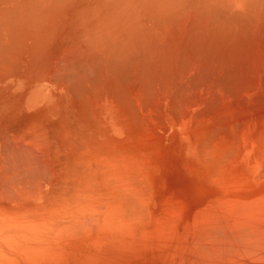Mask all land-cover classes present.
Masks as SVG:
<instances>
[{
  "label": "bare ground",
  "instance_id": "obj_1",
  "mask_svg": "<svg viewBox=\"0 0 264 264\" xmlns=\"http://www.w3.org/2000/svg\"><path fill=\"white\" fill-rule=\"evenodd\" d=\"M260 29L262 33H258ZM263 30L264 0H198V2L197 0H0V264H66L68 262L66 258L76 253L75 248L84 246L83 227L86 226L84 224L93 222L87 214L84 215L83 206L90 203L98 204L102 201V199L95 201L93 196L107 199L109 207L115 208L112 212L116 213L124 211H121V208L125 206V202L119 203L118 198L127 199L130 195L135 197L132 191L130 195L127 192H123L122 195L118 193L120 197L114 196L116 198L114 201L108 200L117 193V190L120 193L125 191L124 189L128 190V184H132L130 176H133L132 172L126 175L127 173L122 174L125 172L121 170V173L114 171L118 166L110 155L118 153L121 157L122 169L134 164V167L141 171L139 165L145 164L141 158L143 155L135 150V141L131 138L136 130L139 132L141 129L139 125H142V119H140L142 116L137 114L136 110L139 106H137L138 102L134 105L136 100L132 99L133 93L137 97L141 95V98H138L139 101L143 99L146 101L147 98L151 96L154 98L163 92L165 96L171 95V100L175 99L178 105L182 102L179 99H185L184 96L186 100H189L185 94H187V88L190 90L192 85L197 84V89L203 86L209 87V92L207 91L209 95L210 93L215 95L220 91L225 93L224 88L228 94L232 95L225 103L229 105L228 101L231 100L229 106L231 109L236 107L239 112V110L242 111L241 107L245 106L244 99L249 101L243 92L256 90L260 97H256L257 99L254 97L256 107L253 108H256V111L260 109L258 107H262L264 112L262 106L264 101H261L264 96V82L263 77H259L260 74L257 73L259 69L261 72L263 71L261 69H264L261 68V66L264 67V54L263 56L260 54L261 50L257 56L263 58L255 59L253 56L261 43L256 46L257 50H254L256 47L252 49L253 54L250 52V48L261 40L257 36L259 41L257 40L258 42L254 44L250 42V39L255 41L256 34L264 36ZM188 51L195 54V60H192L198 64L197 66L195 64L197 70L190 61L192 56L189 57V62L180 57H188L189 55L186 56L189 54ZM245 53H250L253 57L250 58L249 55L248 58ZM196 57H203V60ZM197 60H201L200 63ZM201 62H205V65L200 66ZM190 64L194 66V70L191 69L193 66L190 67ZM252 70L255 75L252 73L249 77L248 73L253 72ZM246 71L248 73L245 74ZM255 86L257 88L254 89ZM207 88L205 91L202 90L206 92ZM215 88L222 90L218 92ZM222 93H219L220 97L223 96ZM103 94H109V97H113L111 99L117 102L114 103L108 97V104L103 98L104 102L98 103ZM127 95H131L132 98ZM209 95L206 97L209 98L208 101L213 99ZM220 97H217L218 100L221 99ZM129 99L133 100L134 108ZM171 100L169 102L175 109L177 106L175 107V103L173 104ZM202 100L201 102L204 103L206 99ZM214 100L217 99L214 98ZM221 100L225 101V99ZM221 100L220 106L223 104ZM210 101L207 104L205 101L204 106L205 104L210 106V103L214 102ZM198 102L200 104V101ZM260 103L262 105L258 106L257 104ZM143 104L147 106L148 101ZM106 105L112 114L104 110ZM215 105L217 106L213 105L214 108L218 107L219 102ZM142 106L146 111V108L152 105ZM113 108L118 110L126 108L127 111L124 110L128 113H125L128 118L130 116L128 111H131L132 116V110H134L133 114H137L138 117L136 115L133 117L140 120L141 124L138 125V121L136 122L130 116V122L135 121L132 125L136 128L132 132L130 126V128L126 127L128 124L126 121L129 120H125L121 110L118 113V110ZM172 108L170 112L174 113ZM234 108L231 113L234 111L235 114L237 111ZM243 108L247 110V106ZM177 109H175L176 112ZM260 112L259 116L257 115L259 118L256 116L257 112L255 113L257 117L255 121L258 120L257 123L255 122L256 127L259 128L258 125L264 123L262 120L264 113L262 112L263 115H261ZM243 113L240 112V115ZM249 115L245 120H248ZM218 116L214 119L217 120ZM234 116L233 120L236 117ZM236 118L229 123H233L229 127H234L232 134L236 131L237 135L238 128L241 131L243 124ZM259 119L263 121L261 124ZM144 120L148 121V119ZM176 120L175 123H179V120ZM248 121H246L247 124ZM144 127L142 129L150 133V126ZM262 127L264 129V125ZM250 128L249 123L247 129L239 133L242 138L239 139V135V138L233 135L232 141L229 137L232 130L228 129L230 140L226 139L232 144L237 142L238 145L237 148L229 145L234 148H231L232 153L237 152L236 157L226 152L234 159L232 161L230 157L231 163L223 161L225 164L223 166L230 164L229 168H224V173L231 175V181H228L227 187L221 186L223 189L231 187L230 191L240 190L239 188H242L244 184L250 185L252 189H262L264 185V179L260 182L256 172L259 167L264 166V154L260 155L259 152L252 151L251 142L253 141L247 132ZM261 129H259L260 132H263ZM145 131L142 135L148 133ZM259 135L261 133L258 132L255 136L259 138ZM255 136L254 141L257 138ZM106 137L108 139H105ZM140 138L136 140L137 143L140 140L142 143L143 138ZM259 139L257 143H260ZM261 139H264L263 135ZM144 140L147 139L144 138ZM209 140L211 139H208L203 149L210 147L208 144L210 145L212 141L209 142ZM228 142L225 143L228 145ZM141 143L139 144L143 146ZM263 145L264 143L260 144V150L263 149ZM211 146L214 148L215 144ZM212 147L207 151L214 155L217 148L210 152ZM260 153H264V150ZM206 157L210 159L211 156ZM219 157L218 164L223 159L222 156ZM226 157L229 159L227 155ZM246 161L248 164H245ZM140 162L142 164H139ZM102 163L108 166L107 170L105 167V169L102 168ZM217 167L215 169L219 168ZM248 168L250 171L246 170ZM217 173L223 179L222 171L221 174L220 171ZM119 174L124 176L123 180H120ZM139 175L138 177H143L140 172ZM139 180L137 183L142 182ZM120 182L122 184L124 182L126 187L123 184V188ZM145 183L148 186L146 187L152 191L147 174ZM119 186L123 189H119ZM88 188L90 191L86 194L87 196H84L83 193ZM69 189L71 193L68 192ZM143 190L141 188V191ZM80 196L84 201L86 199L84 204L71 205L73 203L71 201L75 198L77 201ZM139 196L138 194L135 198ZM133 197L127 200L128 206L133 207L127 210L131 214L135 205L137 210L139 205H143L136 204L143 198L137 201ZM144 199L148 200V198ZM75 200L74 203H77ZM101 208H104L103 205ZM108 214L114 215L111 212ZM140 214L142 215V211ZM84 216L88 217V220L83 219ZM94 216L91 219H94ZM100 216H96V221ZM133 218L131 221H135ZM101 219H98V225L101 224ZM104 220L102 219V222ZM107 222L104 221L106 225ZM95 225H97L96 222ZM115 226L107 225L101 229L104 231ZM73 249L75 251L71 253Z\"/></svg>",
  "mask_w": 264,
  "mask_h": 264
},
{
  "label": "rangeland",
  "instance_id": "obj_2",
  "mask_svg": "<svg viewBox=\"0 0 264 264\" xmlns=\"http://www.w3.org/2000/svg\"><path fill=\"white\" fill-rule=\"evenodd\" d=\"M184 1H188V0H184ZM197 2H198V0H197ZM261 30L262 29H260L258 33H262ZM263 33H264V30H263ZM257 36H258V39H261L260 40L261 42L257 39ZM260 36H263V35L260 34ZM260 36H259V34H256V40H255L256 42L254 41V39H250V42L254 43V44L259 41L257 44H255L254 47L250 46L251 47L250 52L252 54H253L254 50H257L256 46H258L259 43H261L258 46L257 52H255V54H253V56H255L254 57L255 59L259 58V57L263 58L261 56H259V57L257 56L258 55L257 53L260 52L261 50L262 51L260 52V54L262 56L264 54V52H263L264 51V48H263L264 41L262 43V40H264L262 38H264V36L263 37H260ZM253 48H255V49L252 52ZM259 48H260V50H259ZM188 52H189V54H186V56L189 55L188 57H185V56L184 57L180 56V57H182L184 60L186 59V61L189 62L188 61V60H190L189 57L192 56L190 61L193 63L194 66H195V64L197 66L198 64L192 60V59H194L195 54H192L191 51H188ZM245 54H243L244 58H245ZM246 55H247L246 57H248L250 55V58L252 56L250 53L249 54L247 53ZM197 58L198 57H196V59ZM202 58L199 57L198 59H202ZM236 58H238V56ZM200 61H198V62L200 63ZM204 63L201 62L202 65H200V66H203ZM193 65L190 64V67H192ZM194 66L191 69L194 70ZM196 66H195V68H196ZM261 68H264V67L261 66ZM196 70H197V68H196ZM261 70L264 71V69H261ZM260 72L261 71L259 69L257 73L260 74L259 77L260 76L263 77L262 80L264 82V76H263L264 72L263 73L262 72L260 73ZM246 73H248V72L246 71L245 74ZM252 73L254 74L255 72L253 71V72L248 73V76L252 75ZM257 81H258V79H257ZM196 85L197 84H195V86L192 85V87H190L191 88L190 90H189V88H187V92H186L187 94H185V95L187 96V99H189V100H186V97L184 96L183 98H185V99H179V100H182V102H180V103L178 102L179 103L178 105L175 103L174 98H173L174 100H171L172 99L171 95L165 96L164 94H162L163 92L159 93V96H155V94H154V96H155L154 98H153V96H151L150 98H152V99L150 102L153 101L151 104H149L150 98L149 99L147 98L148 100L146 99V101L144 99H143L144 101L141 100L144 103L148 101V105H152L151 107L148 105H147L148 106L147 107L146 104H143V102L141 103V101L138 100V98L141 95L137 97L136 94L133 93L132 94L133 98L131 95H127L128 97H131L133 100L135 98L136 101L134 102V105L137 102H138L137 106L139 105L136 108V110L138 112L137 111L136 112H137V114L142 116V118L140 116L139 117H140V119H142L141 123H142V125L144 124L143 126L139 125V124H141V123H139L140 120L138 121V120H136V118L133 117L135 115H136V117H138L137 114H135V115L133 114V113H135L134 110H132V116L130 114L131 111H128L129 115L131 117H133L136 120V122L138 121L137 124L140 126V127L139 126L138 127L141 128V129H139V132H137L138 130H136V128L133 127L134 125H132V123L135 121H133L132 123L130 122L131 119H129L130 116L128 118V115H127L128 113L126 112L127 111L126 108H124L126 111L124 109H121V108L119 110L113 108L114 110H118L117 111L118 113L121 110V114H123L125 116V120H129V121H126L128 123L126 126L127 128L131 127L130 130H132V132H134V130H136V132L133 134V136L131 138L133 141H135V150L138 152H141L140 154L144 156V158H143V156L141 158L143 160L142 162L145 164H144V166L139 165L141 171H139V169H136L135 168L136 166L134 167V164L133 165L130 164L127 167L125 166L124 169L127 171L126 172V171H124V169L121 168V165H120L121 164V161H120L121 157L118 155V153L115 152L112 155H110L112 160H114V163L118 166L117 170L115 169L114 171H118V173H121L120 172V170H121V171L125 172L122 174L127 173L126 175L130 174L128 172H132L134 177L132 175L130 176L132 184L131 185L128 184V187H127L128 190L130 188H131V190L128 191V190L124 189L125 191H121V193L119 190H117V193L111 197L113 199L108 198V200L114 201L117 198V196L119 194L122 195L123 192L129 193V195L134 192L132 195H134L135 197H136V195L138 196V194H139L140 198L139 197L135 198L132 196L133 199H136V200L137 199L140 200L141 198H143V196L145 194L144 198H148V200L144 199V198L140 200L141 202H139L137 200L138 203L136 202V204H143V205H139L138 210L136 209L137 207H135L137 205L134 206L135 210L132 209V214H133V217L135 215L136 218L135 217L133 218V217H131L132 216L131 212L130 213L128 212L129 211L128 208H133L132 205L128 206L129 205L128 201L132 199V197H130L131 195L128 197L129 200H128V198L127 199L126 198H118L119 203L125 202V206H123L121 208V211L122 210H124V211L117 212V213L112 212V211H115V208L112 206H111L112 208L109 207V205L107 204V201H106L107 199L106 200L103 198L99 199L97 196H93L95 201H99V200L101 201V199H102V201H101V203L98 202V204L97 203H90V204L83 206L84 207V215L87 214L88 217H90L89 219L92 220L93 222L91 223V221L90 222L84 221L86 223L87 222L89 223V224L87 223L88 225L87 224H84V225H86L88 227H89V225L91 226L89 228L86 226L83 227L84 246H83V248L80 246H77V248H75V249H77V251H75L73 249L71 253H73L75 251L76 253H73V254L74 255L77 254V255L74 256L73 254H70L68 257L66 256L67 257L66 259H68V262L66 264H264V185L262 186V189H259V188L258 189H252L250 185L244 184L243 186H241L242 188H239L240 190L236 189L235 191H230V189H232V188L229 186H228L229 188H227L229 191L227 189H223L221 187L222 185L223 186L226 185V186H224V188L227 187V185L229 184L228 181H231V179H230L231 175L228 176L229 175L228 173H224V171H225L224 168L225 167L229 168L230 164H226V166H223V165H225L223 161H226L227 163H229L231 161L230 157H231L232 161L234 159V157H232V155L229 157V155L226 154V152H230L229 154H233L236 157L235 154L237 152L235 153V151H234V153H232L233 151H231V150L234 149L235 147L237 148L238 144H237V142H233V144H232V142H230V141H232L231 137H233V135H236L235 134L236 131L234 134H232L234 132L232 130V128L234 129V127H232V126L229 127L230 125H233V123L232 124H229V123L235 121L236 117H237L236 120L239 121V123L241 122V124H243L241 126V124H239L237 122L243 129H247L249 123L251 125L250 131L247 130V132L249 134V138L251 137V139H252L251 141H253V142H251L252 151H254V152L257 151V152H259L260 155L264 154V153H260L261 151L264 150V147L261 150L259 148L260 144L264 143V142L261 143V141H264V139L263 140L261 139L262 135L264 136V129L262 127V125H264V123H262L264 121V118L260 117V118H262L263 121H261V119H259L260 120L259 124L262 123V125H258V126H260V128L256 127L257 126L256 123L258 122V120H257V122L255 121L257 119V117L259 116V112L260 111L263 112V110H262L263 108L258 107L260 109H258L256 111H255L256 108H253L256 104V103H254V101H256V99H257L256 97L259 98L260 96H258L256 90H254V91L252 90L251 92H248V93H245L246 91L243 92L245 94L244 96L247 99H249V101L244 99L247 102V104H246V102L242 98L240 100L242 102L244 101L243 104L245 106H247V110H245L243 108L245 106H243V107H241L242 111L239 110V112H238L236 107L235 108L232 107V109H231V106H229V105H231L230 104L231 100L228 101V103L230 102L229 105H227L225 103V102H227L228 97L231 98L232 95H230L231 93L228 94V91H226L224 88H223V92L225 91V93H222L220 91V90H222L221 88L220 89L215 88L218 92L220 91L219 92L220 94L222 93L223 98L220 97L221 95L219 93H217L215 95H211V93H210V95L212 96L211 97L208 93L209 87L207 88L206 86H203V88L204 87L207 88L206 92H204L205 88L203 89L202 87L201 88L198 87V89H197ZM257 86H255L253 88L255 89V88H257ZM232 87L233 86H231V88ZM212 90H214V89H212ZM161 94H162L163 98H161L162 97ZM106 95L107 94H105V95L103 94L102 96H104V97L101 96L100 97L101 101L98 103H101L104 101H106V102L109 101L108 97L110 95L109 94L107 96ZM189 95H191V96H189ZM202 95L204 96V98H202L203 97ZM208 95H209V97L213 98V99H210L211 101H214L213 103L216 104V102H219L218 107L214 108L213 105L217 106L218 104L215 105L213 103H210V106L206 105L210 101V100L208 101L209 98L208 99L206 98ZM224 95H226V96L224 97ZM195 96H197V98ZM198 97L200 99H198ZM217 97L218 98L220 97L221 99H225V101L223 100L224 102L220 99L222 101L221 103H223V104H221V106H220V100H218ZM102 98L104 101L102 100ZM111 98H113V97H111ZM111 98L109 97V99L111 101H113V99H111ZM192 98H193V100L195 99L194 100L195 102L192 100ZM201 98L206 99V100H204V103L206 101L205 106H204V103L201 102V100H202ZM214 98L217 99L218 101L214 100ZM251 98H252V100H251ZM132 99L131 100L129 99L131 101V103L129 102L131 104V106L133 104ZM263 99H264V96H262L261 101H264ZM156 100H157V103H156ZM169 100L173 101V104L175 103V107L176 106L178 107V109H177V107L175 109H177V112H181L180 114L175 111L174 107L172 108V106H174V105L170 104ZM197 100L200 101V104ZM187 101H189V103ZM113 102L116 103L117 100L116 101L114 100ZM242 102H240V103H242ZM140 103L147 107L146 111H144L145 110L144 106H142V105L140 106ZM194 103L195 104L197 103V104L195 105ZM248 103H249V105H248ZM107 104H108V102H107ZM156 104H157V106H156ZM158 104H159V106H158ZM211 104H212V107H211ZM262 104L260 103L257 105L258 106L262 105L264 107V102H262ZM180 105L181 106L183 105V106L180 107ZM188 105H189V107H188ZM190 105H192V107ZM250 105H252V106H250ZM116 106L118 107V104H116ZM206 106H208L209 108ZM123 107H124V105H123ZM140 107H141V109H140ZM142 107H144L143 110H142ZM149 107H150V109H152V111L150 109H149V111H147V109ZM153 107H156V108H153ZM184 107H185V109H184ZM203 107L207 108V109H204ZM224 107H225V109H224ZM248 107H249V109H248ZM132 108H134V107L132 106ZM132 108H130V109H132ZM138 108H139V110H138ZM171 108L173 109L172 111H174V113L170 112ZM233 108L236 109V111H237V112H235V114L233 113L234 111L231 113ZM130 109H128V110H130ZM200 109L202 111L203 110L204 111L202 112ZM217 109H219V110H217ZM250 109H253V110L250 111ZM104 110H106V112L108 110V112L111 113L110 108L107 109V105H106V109H104ZM156 110H158V111H156ZM122 111H123V113H122ZM153 111H156V112H153ZM159 111L161 113H163L165 116L162 115ZM245 111H248V112H245ZM151 112H152V114H151ZM240 112L241 113L244 112V113L242 115H240ZM256 112H257L256 116L258 115L257 117L255 116ZM262 112H260V114ZM125 113H127V114H125ZM157 113H159V114H157ZM204 113H206V114H204ZM263 113L261 115H263ZM210 114L212 115V117ZM217 114L218 115L222 114L223 116L220 117V115L218 116ZM237 114H239V115H237ZM248 114H250V115L247 119L248 120L251 119L250 121L245 120ZM148 115H149V117H146ZM158 115H159V117H158ZM185 115H186V117H185ZM200 115L201 116L203 115V116L201 117ZM233 115H235V116L237 115L236 117L234 116L235 117L234 120H233ZM172 116H174V117H172ZM216 116H218L217 120L214 119V118H216ZM226 116H227V118L229 116V118L231 117L232 119H229V118L227 119ZM238 116H240V117H238ZM253 116H254V118H252ZM179 117L181 118V120ZM224 117L226 120H229V121H226L224 119ZM174 118H175V120H174ZM144 119H148V121L144 120ZM176 119L179 120L178 121L179 123H175V122H177ZM221 120H223V121H221ZM243 120H245V122H243ZM219 121L221 123H219ZM224 121H226V122L224 123ZM246 121H248V124ZM146 123L148 124V126ZM159 123H161L162 125ZM134 124H136V123H134ZM222 124H224V126H221ZM226 124H228V125H226ZM145 125L147 128H149V126H150V130H149L150 133L148 132V130L145 131V129L144 130L142 129V128H145L144 127ZM136 126L137 125H135V127ZM166 127H167V129H166ZM261 127H262V129H261ZM242 128H240V129H242ZM258 128L263 130V132L262 131L260 132V130ZM228 129H229V131L232 130L229 133V134H231V136L228 134V132H229ZM243 129L241 131H239V128H238V131H237L238 134L236 136L238 137V135H239V137H240V138L238 137L239 139L242 138L241 134H239V133H241L243 131ZM142 130L145 132H148V133H146V135H142V134H144V132ZM257 130H259V131H257ZM256 131H257V133H256ZM213 132L215 133V136H214ZM226 132H227V134H226ZM258 132L261 133V135H259L260 139L258 138V136H255L258 134ZM210 134L212 136H210ZM139 135L141 136V138ZM205 135L208 137L210 136V137L208 138ZM228 135H229L231 140L228 138ZM144 136H148V137H144ZM149 136H152V137L150 138ZM254 136H255V138L257 137L259 139L260 143H257L258 142L257 138H256L257 142H256V139H255V141L253 140ZM214 137H215V139H213ZM139 138L140 139L143 138L142 139L143 140L142 141L143 146L139 144V143H141V140L139 141V143H137L138 141L136 142V140L137 139L139 140ZM144 138L147 140H144ZM226 138H228L230 141L228 142V139H226ZM105 139H108V137H106ZM205 139L207 140V142ZM208 139H211V140H209V142L212 141L210 143V145L208 144V147L209 146L212 147L211 145L214 146V144H215V147L214 148L212 147V149H210V152L215 151V149L217 148L216 152H214V155H213V153H209V151H207V149H209L210 147L209 148L206 147L207 149H203L204 146L207 145ZM145 141H146V143H145ZM225 142L226 143L228 142V145ZM144 143L146 145H144ZM204 143H206V144H204ZM229 145H232V146L234 145V148L232 146L230 147ZM138 152H137V154H138ZM142 152H143V154H142ZM207 154H209L211 156L210 159H209V157H206V156H209ZM226 155L229 157V159H227ZM219 156H222L223 159H221V163L218 164V161H219L218 159H220ZM224 156L226 158H224ZM212 158H215L216 160L214 161ZM206 159H208V161H206ZM225 159H227V160H225ZM142 162H140L139 164H142ZM147 162H149V163H147ZM220 164H221V166H220ZM245 164H248V162L246 161ZM216 165H218L219 168ZM104 167L106 168V170L108 169V166H106L105 164L103 165V163H102V168H104ZM215 167H217L218 169H215ZM262 167H264V166H262ZM262 167H259L258 171H256V172H258V177H260V182L263 181V179H264V169ZM126 168H128V170ZM149 168H150V170H149ZM148 170L150 172H148ZM216 170H217V172L220 171V174L222 171L221 175H223L222 176L223 179L221 178L219 173L216 172ZM246 170L250 171V168H248ZM139 172H140V174L143 175L142 178L138 177V176H140ZM214 172H216L217 175H216V173L214 174ZM122 174H119L120 180H123L122 177H124V176ZM136 174H137V176H136ZM146 174L149 175V185H150L152 191L149 190V188H147L148 187L147 183H145L146 182ZM262 174H263V176H262ZM144 176H145V178H144ZM137 177H138V179H137ZM139 179L143 183L142 182H139L140 184L137 183ZM143 179H145V180H143ZM236 180L240 181V179H238V178H236ZM240 182L242 183V181H240ZM120 183L123 187L124 182H123V184H122V182H120ZM119 187H120L119 189L122 188L121 186H119ZM124 187H126L125 184H124ZM140 187L142 188V190L144 188V190L146 192L144 190L141 191ZM234 188H237V186ZM234 188H233V190H234ZM134 189H136L138 191H135ZM89 191H90V188L86 189L84 191L83 195L87 196L86 194ZM68 192L71 193V189H69ZM138 192H140V193H138ZM224 192H226V193H224ZM222 193H224V194H222ZM229 193H230V196H229ZM231 193H233V194H231ZM146 195H148V196H146ZM235 195H237V196H235ZM114 196H116V198ZM118 197H120V196H118ZM123 197H125V195H123ZM78 198L79 199H77V201L75 200L76 198L74 199L75 202H77V203H74V200H72L71 202H73V203L71 205L84 204V202L86 201V199L84 201L81 198V196ZM122 199H124V201H122ZM103 200H105V201L103 202ZM136 200H134V201H136ZM142 201H143V203H142ZM145 202H148V203H145ZM104 203H106V204H104ZM130 203H131V201H130ZM102 205L104 208H101ZM104 205H106V206H104ZM87 206H90V207H87ZM94 207H96V208L94 209ZM85 209H87V211ZM88 209L94 211V213L93 212L91 213V211ZM143 209L144 210L147 209L148 211L145 210L146 211L145 212ZM95 211H96V213H95ZM109 211L111 212V214L114 213V215L113 214L109 215L108 214V213H110ZM141 211H142V215L140 214ZM103 212H105V213H103ZM144 212L147 214L145 215ZM88 213L91 214L92 217ZM127 213H129V215L130 214L131 215L130 216L126 215ZM97 214L101 215L102 219H105L106 221H108L107 225H109V226L116 225V226L114 228L105 229L103 231L102 229L104 227H106L107 225H106V223H104L105 220L102 222L101 216L98 219H101L100 223L102 225L101 224L98 225L99 220L97 219V221H96V216H98ZM117 214H118V216H116ZM94 215H96V216H94ZM124 215H125V217H124ZM93 216L95 217L94 218L95 220L91 219V218H93ZM144 216H146V217H144ZM88 217L84 216L83 219L88 220ZM132 218L135 221H131ZM94 221L99 226V228L97 225H95ZM122 221H123V223H122ZM101 227H102V229H101ZM110 231H111V233H110ZM110 234H111V236L112 235L113 236L111 237ZM108 236H110V237H108ZM109 241H110V243H109ZM102 242H103V244H102ZM78 247H79V249H78ZM78 251L81 252L80 253L81 255L79 254ZM79 255L82 258H84V257L85 258L82 259ZM82 255H84V257ZM56 264H58V263H56ZM59 264H61V263H59Z\"/></svg>",
  "mask_w": 264,
  "mask_h": 264
}]
</instances>
